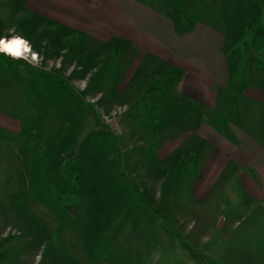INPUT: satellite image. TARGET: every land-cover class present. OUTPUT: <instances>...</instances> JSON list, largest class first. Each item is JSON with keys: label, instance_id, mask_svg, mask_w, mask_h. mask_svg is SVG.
<instances>
[{"label": "rangeland", "instance_id": "1", "mask_svg": "<svg viewBox=\"0 0 264 264\" xmlns=\"http://www.w3.org/2000/svg\"><path fill=\"white\" fill-rule=\"evenodd\" d=\"M142 1L180 34L200 23L226 39L230 79L216 86L212 113L145 67L117 91L119 43L40 17L52 8L66 19L67 2L0 0V37L15 28L38 53L33 63L15 59L25 65L0 59V248L11 264H264V199L245 210L253 199L237 183L198 199L210 154L195 138L165 166L159 153L198 123L226 137L236 127L264 151V0ZM142 58L152 59L146 50L131 62ZM41 73L64 80L81 103ZM100 128L108 136L96 140Z\"/></svg>", "mask_w": 264, "mask_h": 264}, {"label": "crops", "instance_id": "2", "mask_svg": "<svg viewBox=\"0 0 264 264\" xmlns=\"http://www.w3.org/2000/svg\"><path fill=\"white\" fill-rule=\"evenodd\" d=\"M63 1L68 3L62 6L68 10L66 19L56 18L52 13L55 9L50 7L51 14L40 17L75 33L88 34L93 40L119 43L122 47L118 51L126 66L117 80V91L123 94L131 76L134 79L136 75V79L138 74L145 72L142 70L145 67L161 73L169 81L177 80L176 92L183 96V101L194 100L209 114L215 110V88L218 84L226 86L230 79L227 57L222 51L226 41L223 35L200 23H196L193 32L180 34L168 13L142 0ZM146 50L152 57L150 61L144 62L142 58L139 65L131 62ZM150 63L153 66L143 65ZM148 88V85H141L136 94L141 96L140 93ZM233 130L226 137L211 125L198 123L189 134H181L180 140L160 147L159 153L165 166L171 155L192 138L201 141L195 146L198 149L205 145L204 151L210 156L203 160L197 180L198 199H208L217 185L227 190L229 185L237 183L253 199L250 204L246 203L245 210L253 209L252 202L264 199V151L249 134L236 127ZM186 137L188 139L183 142ZM216 202L221 203L220 200Z\"/></svg>", "mask_w": 264, "mask_h": 264}, {"label": "trees", "instance_id": "3", "mask_svg": "<svg viewBox=\"0 0 264 264\" xmlns=\"http://www.w3.org/2000/svg\"><path fill=\"white\" fill-rule=\"evenodd\" d=\"M119 49L117 48V51H118ZM0 59H3L2 60V62H4L5 64H8V65H14V66H17V65H21V64H23V65H25V61H23V60H15V59H13V58H11V57H7L6 55H4V54H0ZM8 67H10V66H8ZM27 71H28V73H30L29 75L32 77V78H34V77H36L37 75L36 74H38L39 75V73H37L35 70H34V68H32L29 64H27ZM35 72H36V74H35ZM44 77L48 82H50V83H58L59 85H61V86H63V87H65V89H67L68 91H69V93L71 94V97H72V99H73V101L75 102V103H77V104H80L81 103V101L79 100V96L77 95V93L75 92V90H74V88H72L70 85H68L64 80H60V79H58V77H54L53 75H51V74H46V73H41V75L39 76L40 78L41 77ZM166 79H167V77H165ZM164 79V77H162V79L161 80H159L157 83H159V82H161V81H163L164 83H166V80H163ZM167 86V85H166ZM151 89H152V87H151ZM150 89V90H151ZM154 89V88H153ZM150 90H148L147 91V93H149L150 92ZM154 91V90H153ZM94 116H95V120H96V123H97V125L98 126H101V119H100V117L96 114V112H94ZM100 131H104L102 128H100V130H96L94 133H93V137H94V139H96V140H99V139H101V138H103V137H106V136H108V134H107V132H106V135L105 134H100L101 132ZM133 181V180H132ZM139 192H140V194H137L138 196H139V198L141 199V203H143V205H144V209H145V211H147V209H148V206L149 205H145L144 204V200L142 199V195H141V191L139 190ZM132 193V192H131ZM125 205H127V204H125ZM150 207V206H149ZM150 209H151V207H150ZM0 264H11L10 262H9V260H8V258H7V255L3 252V251H1V248H0Z\"/></svg>", "mask_w": 264, "mask_h": 264}, {"label": "clouds", "instance_id": "4", "mask_svg": "<svg viewBox=\"0 0 264 264\" xmlns=\"http://www.w3.org/2000/svg\"><path fill=\"white\" fill-rule=\"evenodd\" d=\"M7 32L9 35L0 37V54L13 59H24L29 63L37 61L38 53L32 51L29 41L16 34L15 28H10Z\"/></svg>", "mask_w": 264, "mask_h": 264}]
</instances>
